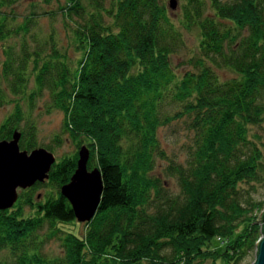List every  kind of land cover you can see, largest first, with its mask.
<instances>
[{
    "label": "trees",
    "instance_id": "obj_1",
    "mask_svg": "<svg viewBox=\"0 0 264 264\" xmlns=\"http://www.w3.org/2000/svg\"><path fill=\"white\" fill-rule=\"evenodd\" d=\"M16 1L0 0V43L20 40L16 56L13 46L3 50L0 108L11 111L0 142L16 132L19 151L51 154L38 147L31 119L46 93L44 113L62 116L51 143L59 148L64 136L73 152L53 157L47 179L0 211V253L11 264H241L253 255L252 264L260 238L253 222L264 209L255 197L264 189V0H182L175 20L168 0H65L58 13L74 58L53 30L29 50L33 14L7 26L5 10ZM183 34L194 35L195 53L178 73L171 57ZM179 121L192 143L176 162L157 134ZM80 147L101 189L76 236L58 227L78 224L60 188ZM159 161L175 195L155 174ZM51 240L60 256L41 253Z\"/></svg>",
    "mask_w": 264,
    "mask_h": 264
},
{
    "label": "rangeland",
    "instance_id": "obj_2",
    "mask_svg": "<svg viewBox=\"0 0 264 264\" xmlns=\"http://www.w3.org/2000/svg\"><path fill=\"white\" fill-rule=\"evenodd\" d=\"M111 0H105L104 6H107V3ZM65 0H56L52 1L49 5H43L36 0H17L15 4L10 8L5 10L7 18V26L10 28L18 27L21 25V22L24 18L28 17L30 13L32 24L29 25V31L27 35V45L29 50L39 47L44 37L48 34L50 30L55 31L59 44L63 48L68 47V32L62 28V20L58 13V7L64 5ZM176 9L169 10L167 9L168 16L171 20H175L178 14V7L182 3V0H175ZM167 0H165V5ZM68 25V23H67ZM184 46L171 57L172 67L176 69V72L180 73L185 71L186 67L183 63L186 59L192 57L195 53L194 51V35L193 34H183ZM13 46L11 49L14 56L17 55L20 49V40L19 37L11 38L7 42L0 43V67L2 65L4 56L3 50L8 47ZM28 50V51H29ZM68 56L74 58V53L72 49L67 50ZM219 75L222 78H227L228 74L225 72H219ZM3 88V84L1 85ZM30 88V86H28ZM6 97L10 98L6 92ZM47 95L42 93L40 98H37L34 102V107L31 113L32 122L36 126V141L39 148L42 146L49 145L52 147L51 154L55 159L60 158L64 155H69L73 152V145L63 136L61 137L62 144L59 148L53 147L51 140L53 136H59L60 132V123H61V114L59 112H51L49 114L44 113V108L47 104ZM11 105H5L0 108V123L2 120L10 113ZM157 138L159 145L164 152V155L170 160L181 162L185 159L188 149L192 143L191 134L186 130V127L182 121L173 122L171 125L164 127L158 131ZM44 149V148H43ZM8 156V155H7ZM10 156V155H9ZM10 159V158H9ZM55 161V160H54ZM7 162H10L9 160ZM166 162L159 161L157 162L155 174L161 178L163 187L167 193L175 195L178 191L175 181L169 178H164L163 175H160L159 172L162 171L165 167ZM20 190H16V195L18 196ZM41 191L36 193L38 198L41 196ZM256 199L264 201V189L261 188L256 194ZM28 211L25 210L24 214H27ZM62 231L71 232L76 236H81L83 234V226L81 223L59 226ZM46 230L43 229L40 235L45 234ZM41 253L46 257H56L61 255V249L59 248L58 242L51 240L46 242L42 248ZM253 255L245 259L241 264H251ZM3 260L6 264H11L10 257L7 252L2 251L0 253V261Z\"/></svg>",
    "mask_w": 264,
    "mask_h": 264
},
{
    "label": "water",
    "instance_id": "obj_3",
    "mask_svg": "<svg viewBox=\"0 0 264 264\" xmlns=\"http://www.w3.org/2000/svg\"><path fill=\"white\" fill-rule=\"evenodd\" d=\"M167 8L175 10V0H168ZM18 140L19 134L13 132L9 141H1L0 157H5V160L9 157V160L18 162L23 166L22 168L28 169L27 172L29 171V174L27 173L25 178L21 174L8 179L5 175L8 173L0 169V211L8 210L12 207L17 197L16 190L23 191L33 186L36 182L42 183L46 180L49 168L54 162L53 156L43 149H35L28 154L19 151ZM87 159L86 148L80 147L77 153L75 170L69 182L60 188L61 196L68 202L74 219L78 223H86L92 218L98 204L101 189L98 173L95 170L90 172L86 170ZM12 179L16 180L11 181ZM253 223L260 224V238L254 244L255 256L252 264H264V209L258 214Z\"/></svg>",
    "mask_w": 264,
    "mask_h": 264
},
{
    "label": "bare ground",
    "instance_id": "obj_4",
    "mask_svg": "<svg viewBox=\"0 0 264 264\" xmlns=\"http://www.w3.org/2000/svg\"><path fill=\"white\" fill-rule=\"evenodd\" d=\"M2 158H4V159H2ZM8 160H9V157H7L6 160H5V157H3V156L0 157V169L6 171L5 173H8V174H5L7 176L6 178L10 179L11 177L19 176L21 174L25 178L27 173L29 172V171L27 172L28 169L22 168L23 166H21V164H19L18 162H14L11 160H9L10 162H7ZM19 171H22V172H19ZM0 173H1V171H0ZM15 180L16 179H12L11 181H15Z\"/></svg>",
    "mask_w": 264,
    "mask_h": 264
}]
</instances>
